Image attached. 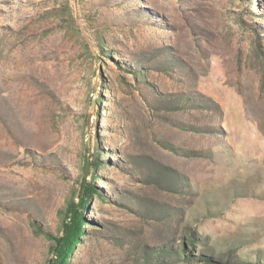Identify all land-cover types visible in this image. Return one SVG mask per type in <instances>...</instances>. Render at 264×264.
Instances as JSON below:
<instances>
[{"label":"rangeland","instance_id":"rangeland-1","mask_svg":"<svg viewBox=\"0 0 264 264\" xmlns=\"http://www.w3.org/2000/svg\"><path fill=\"white\" fill-rule=\"evenodd\" d=\"M98 150L72 264H264V0H0V264Z\"/></svg>","mask_w":264,"mask_h":264},{"label":"trees","instance_id":"trees-1","mask_svg":"<svg viewBox=\"0 0 264 264\" xmlns=\"http://www.w3.org/2000/svg\"><path fill=\"white\" fill-rule=\"evenodd\" d=\"M102 151L98 150L96 155H89L84 153L81 157L83 163L84 175L91 172L93 177L92 183L83 182L82 188L78 192V202L68 200L65 214V223L60 229V233L53 235L48 234L52 241L51 259L48 264H72L75 251L81 243L82 236L85 234V226L89 224V220L85 217V212L90 209V202L95 193H97L94 182L97 180V171L102 168L103 161L100 154ZM187 250L184 248L185 261L187 260ZM178 257L181 258L180 255ZM183 258V257H182ZM192 258V257H191ZM197 260H209L207 257L199 256ZM146 264H151L147 261Z\"/></svg>","mask_w":264,"mask_h":264}]
</instances>
